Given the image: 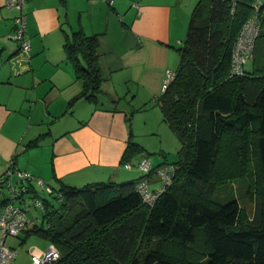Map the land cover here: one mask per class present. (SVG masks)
<instances>
[{
	"label": "trees",
	"instance_id": "trees-1",
	"mask_svg": "<svg viewBox=\"0 0 264 264\" xmlns=\"http://www.w3.org/2000/svg\"><path fill=\"white\" fill-rule=\"evenodd\" d=\"M252 2L238 0L232 13L229 0H197L190 12L175 76L157 99L180 147L174 162H164L174 173L153 205L135 190L143 175L81 187L47 183V197L29 189V213L40 222L21 232L55 245L52 264H264V17L246 74L229 75L233 42ZM64 50L79 95L95 98L104 80L95 35L75 30ZM140 154L149 156L130 136L120 163ZM252 157L261 186L258 195L245 192L254 204L247 218L233 194L217 191L245 176ZM35 196L42 209L34 207Z\"/></svg>",
	"mask_w": 264,
	"mask_h": 264
},
{
	"label": "crops",
	"instance_id": "crops-1",
	"mask_svg": "<svg viewBox=\"0 0 264 264\" xmlns=\"http://www.w3.org/2000/svg\"><path fill=\"white\" fill-rule=\"evenodd\" d=\"M192 8L186 0H26L30 57L21 59L9 38L17 12L0 0V173L12 163L54 188L139 178L140 171L120 163L135 135L129 110L116 102L129 96L140 102L133 109L148 112L150 100L158 109L148 118L167 124L157 99L179 64ZM75 30L96 37L104 80L95 98L79 95L81 82L64 50Z\"/></svg>",
	"mask_w": 264,
	"mask_h": 264
},
{
	"label": "built area",
	"instance_id": "built-area-1",
	"mask_svg": "<svg viewBox=\"0 0 264 264\" xmlns=\"http://www.w3.org/2000/svg\"><path fill=\"white\" fill-rule=\"evenodd\" d=\"M112 4L113 0H106ZM231 12L233 13L238 0H229ZM26 0H5V5L16 10L17 14L13 18V32L9 38L18 43V56L21 59H29L30 43L27 38L26 14L24 11ZM253 15L249 16L240 27L233 42L230 57V75H243L245 65L253 52L254 42L258 35V17H264V0H253ZM175 76V72L169 70L162 82L161 92H164ZM126 169H130L132 164H123ZM137 167L143 177L136 183L135 190L140 194L142 201L148 205H153L159 194L170 182L174 166L162 164L153 167L150 156L143 155L137 162ZM153 173L156 179L151 178ZM159 181L160 184L151 188L150 184ZM31 187V188H30ZM29 189L35 193L47 197L53 192L52 188L39 176L30 171L18 168L10 163L9 166L0 173V264H14L16 251L6 245L8 236H17L24 228H28L40 222V219L30 215L29 204L25 200V195H30ZM5 190V191H4ZM43 199L35 196L33 205L35 208H43ZM29 264H52L59 258V252L54 244L49 243L43 250H30Z\"/></svg>",
	"mask_w": 264,
	"mask_h": 264
},
{
	"label": "rangeland",
	"instance_id": "rangeland-1",
	"mask_svg": "<svg viewBox=\"0 0 264 264\" xmlns=\"http://www.w3.org/2000/svg\"><path fill=\"white\" fill-rule=\"evenodd\" d=\"M197 0H193L196 2ZM191 0H186V3L192 8ZM253 8V7H252ZM254 14V13H253ZM251 14V16L253 15ZM190 13L184 18V34L187 29L188 20ZM259 18V17H258ZM258 30H260V21ZM259 33V32H258ZM178 46V45H177ZM249 63V61H248ZM247 63V64H248ZM246 74V73H244ZM243 74V75H244ZM230 75V74H229ZM230 76H242V75H230ZM111 102V100L109 99ZM139 101H130V97L126 96L121 98L116 105L120 108L128 109V123L134 127V137L133 140L138 144L146 145L148 149L149 156L154 159H162L164 162H174L177 158V149L179 148V142L172 132L171 128L167 126L166 123L159 122V118L151 117L149 115L150 109L157 108V105L151 103L150 100L147 101L148 112L137 111L133 108L139 106ZM148 120L149 125L144 126V122ZM156 120V121H155ZM155 122V125L153 123ZM163 129V130H161ZM143 142V143H141ZM163 149V151H161ZM162 155H161V154ZM138 156L131 160L132 168L139 171L137 167ZM250 166H247V174L241 178H235L227 184L220 186L217 191L218 196L225 197L229 194H233L242 206V213L247 218L252 217L254 212V204L245 195V192L250 187L253 193L259 194V186H261L260 170L258 169L257 162L252 157L250 161ZM152 180L156 179L153 173H150ZM159 181H154L150 184V187H156L159 185ZM5 191V190H4ZM25 195V200L27 203H31L32 199ZM50 197V196H49ZM32 207V206H31ZM33 211V210H31ZM35 211V210H34ZM39 217L42 216L43 212L36 211ZM40 219V218H38ZM6 245L10 246L16 251V258L14 259V264H29V251L30 250H43L49 244L48 240L35 234L26 235L24 232H20L17 236H8L5 240Z\"/></svg>",
	"mask_w": 264,
	"mask_h": 264
}]
</instances>
